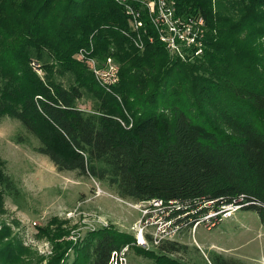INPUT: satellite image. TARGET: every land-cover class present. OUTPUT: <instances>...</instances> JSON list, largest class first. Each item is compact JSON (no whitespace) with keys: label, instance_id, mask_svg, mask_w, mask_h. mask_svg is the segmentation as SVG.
I'll use <instances>...</instances> for the list:
<instances>
[{"label":"trees","instance_id":"16d2710c","mask_svg":"<svg viewBox=\"0 0 264 264\" xmlns=\"http://www.w3.org/2000/svg\"><path fill=\"white\" fill-rule=\"evenodd\" d=\"M175 2L178 14L199 16L209 29L201 60L170 54L148 26L152 42L142 31L139 51L115 0H0V123L17 121L59 172L93 179L135 204L160 202L161 217L178 231L231 206L254 213L264 229V61L254 43L264 23L246 17L226 30L211 21L209 0ZM232 2L264 8V0ZM93 57L113 59L116 85L102 86L85 67ZM205 101L217 111L213 121L199 106ZM0 184L19 206L16 182L1 175ZM144 238L151 250L111 227L95 229L71 264H111L124 247L126 259L132 248L153 264H181L173 255L184 246ZM6 246L10 254L19 249ZM209 264L243 263L212 253Z\"/></svg>","mask_w":264,"mask_h":264},{"label":"rangeland","instance_id":"374dc122","mask_svg":"<svg viewBox=\"0 0 264 264\" xmlns=\"http://www.w3.org/2000/svg\"><path fill=\"white\" fill-rule=\"evenodd\" d=\"M209 1L211 21L216 27L222 24L226 30L233 25L237 28L246 17H250L251 23L254 20L264 23V8L255 12L248 11L247 6L236 7V2L232 0ZM165 5H172L179 17H186L178 14L175 0H165ZM120 7L126 13L125 7ZM136 7L142 15L148 11L145 5ZM126 16L130 17L128 14ZM143 20L146 21L145 18ZM146 26L151 29L147 21ZM201 28L202 35L198 39L178 47L181 54L177 56L182 60L203 58L209 29L204 25ZM242 33L244 30H239V34ZM254 43L256 47L261 46L257 48V58L264 61V35L256 38ZM76 58L79 60L78 56ZM108 61L114 63L112 58L100 62L93 57L87 59L88 66L84 65L88 70L90 67L94 74L93 66L95 68ZM31 67L39 76L43 75L39 65L32 63ZM209 103L205 101L199 106L205 108L204 114L213 121L217 111ZM18 137L27 139L28 143L18 144ZM37 146V141L17 121L9 118L2 120L0 180L1 175L12 178L23 193V199L19 206L14 204L2 191L0 184V264H48L56 254H64L61 264H71L75 257L74 249L80 245L87 232L103 227L137 237L141 217L149 204L119 199L105 185L80 177L76 172L57 171L48 158L34 151ZM155 205L152 208H157ZM154 212V217L156 214L162 215L160 208ZM214 215L210 211L197 226H180L173 236H168V233L160 235V239L185 247L173 258L181 264H209L211 254L216 253L243 264H264V229L254 213L241 212L231 206L224 209L220 218L216 219ZM147 224L146 234L155 236L159 223L152 226ZM134 243L139 247L136 241ZM7 244H13L20 250L15 254L6 253ZM127 261L128 264H153L132 248L127 253Z\"/></svg>","mask_w":264,"mask_h":264},{"label":"built area","instance_id":"2783aa9c","mask_svg":"<svg viewBox=\"0 0 264 264\" xmlns=\"http://www.w3.org/2000/svg\"><path fill=\"white\" fill-rule=\"evenodd\" d=\"M115 2L123 5L125 7L126 14L130 15L129 24L130 27H132V29L136 32L134 41L136 47L140 50H142L144 47L141 38L142 31L146 33V36L150 42H152L153 38L152 36L148 35L147 31L145 30L146 21L149 22L150 28L152 29L158 41L162 43L170 53L175 55L181 54L178 48L179 46H181L180 44L188 45L192 40L198 39L202 35L201 27L204 25V21L201 17H179L175 13V9L172 5H165V0H115ZM142 5H145L148 10L143 15L141 14L140 10L137 11L136 7L138 6L141 8ZM143 18H145L146 21H144ZM92 64L94 65V63ZM92 69L97 81L106 88L114 86L119 82L118 67L112 61L103 63L101 66H97L95 68L93 66ZM153 204H156L154 207L157 208H152ZM152 205V207L147 208V210L149 211L148 214L147 210H144V214L140 220V227L138 229L139 233L137 237L135 236L136 244L140 248L142 247L146 250L149 249V243L144 238V234H146L145 228L148 227L147 223H149L151 226L155 225V223L157 222L159 223L156 235L154 236V234H149L153 238V245H157L159 240H163L160 239L161 234L165 233L166 235L168 233V236H173L178 231L176 227H174L175 229H173V227L170 226L169 222L164 221L161 215L157 216L156 214V217H154L155 215L153 213H155L154 211L160 207V202L154 201L152 202ZM152 221L154 223H151ZM139 236L143 237L144 243L140 244L138 239ZM127 249L128 247H124L118 254L113 253L111 264H128L125 257Z\"/></svg>","mask_w":264,"mask_h":264},{"label":"bare ground","instance_id":"6f19581e","mask_svg":"<svg viewBox=\"0 0 264 264\" xmlns=\"http://www.w3.org/2000/svg\"><path fill=\"white\" fill-rule=\"evenodd\" d=\"M138 239H139L140 244L144 243L142 236H139Z\"/></svg>","mask_w":264,"mask_h":264}]
</instances>
